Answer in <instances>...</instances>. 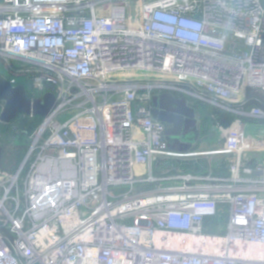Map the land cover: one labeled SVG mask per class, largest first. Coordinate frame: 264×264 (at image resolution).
<instances>
[{"label":"built area","instance_id":"built-area-1","mask_svg":"<svg viewBox=\"0 0 264 264\" xmlns=\"http://www.w3.org/2000/svg\"><path fill=\"white\" fill-rule=\"evenodd\" d=\"M263 37L262 0H0L1 73L57 102L0 177V264H264V163L245 124L229 129V178L162 184L151 107L170 93L263 123L248 96L264 97ZM219 205L226 232L209 234Z\"/></svg>","mask_w":264,"mask_h":264},{"label":"crops","instance_id":"crops-1","mask_svg":"<svg viewBox=\"0 0 264 264\" xmlns=\"http://www.w3.org/2000/svg\"><path fill=\"white\" fill-rule=\"evenodd\" d=\"M187 99L190 105H194L198 109L200 137L188 152H180L178 146H174L168 149L170 155L159 157L152 167V174L158 177L171 178L169 181L161 182L162 184L174 185V183L183 182V177L185 176L229 178L231 174L229 172L230 164L236 161V156L234 153H228L225 150L226 133L230 127L238 126L241 123L245 124L242 127V132L247 138L255 139V143L259 147L257 150L250 151L248 157H252L255 163H259L255 159L254 153L264 154V122L258 123L256 120L238 116L191 97ZM242 99V96H238V100ZM233 106L238 107L237 104H233ZM210 109H212L213 114L210 113ZM223 115L227 118H232H229L228 125L222 121ZM216 118L220 121L218 122ZM136 173L139 176L141 175L140 177H146V167L139 165ZM138 185L145 187V190L155 186V184Z\"/></svg>","mask_w":264,"mask_h":264},{"label":"water","instance_id":"water-1","mask_svg":"<svg viewBox=\"0 0 264 264\" xmlns=\"http://www.w3.org/2000/svg\"><path fill=\"white\" fill-rule=\"evenodd\" d=\"M264 5V0H262ZM264 40V37H263ZM43 96L29 94L26 85L13 86L0 72V123L9 124L19 115L44 118L56 106V98L51 93L54 86L48 85ZM152 117L165 123V137L168 147L178 146L180 152H188L197 143L199 135L198 109L190 105L186 97L170 93L154 94L151 98ZM3 147L0 146V159ZM1 163V160H0Z\"/></svg>","mask_w":264,"mask_h":264},{"label":"rangeland","instance_id":"rangeland-1","mask_svg":"<svg viewBox=\"0 0 264 264\" xmlns=\"http://www.w3.org/2000/svg\"><path fill=\"white\" fill-rule=\"evenodd\" d=\"M0 72H1V70H0ZM5 76L9 77L8 75H5ZM16 79H17V82L19 83V85L20 84L26 85L29 94H33L32 84H30V80H28L25 76L17 77ZM137 80H144V79L140 78ZM40 94L41 93H35L36 96H40ZM210 113L213 114L212 109H210ZM73 114L74 113H72V112L61 113L60 116L58 117V121L65 122V120L70 118ZM229 118L232 119L231 117H229ZM229 118H227L225 115H223L222 121H224L225 124L228 125ZM217 121H218V119H217ZM217 124L220 126L219 123H217ZM230 128H232V127H230ZM229 129H228V132L226 133V140L229 137V134H228ZM224 130H226V129H224ZM27 142L28 141H27V137L25 136V134L19 135L18 137H15V138H4V139L0 140V145L3 146V154H2L1 159H0L1 160V163H0V177L1 178H3V179L10 178L15 174L18 165L22 162V157H23L25 147L27 146ZM225 143H226V141H225ZM254 157L259 163H264V154L254 153ZM153 188H156V185ZM153 188H149V189H153ZM144 190H145V187H141L139 185L135 188V192L144 191ZM224 210L226 211L225 215H224L226 217V215H228L227 206H224ZM225 217L223 220H221V222H222L221 224L226 231L225 226H226L227 218L225 219ZM128 224H131V222L129 221ZM220 228H219V231H220Z\"/></svg>","mask_w":264,"mask_h":264},{"label":"trees","instance_id":"trees-1","mask_svg":"<svg viewBox=\"0 0 264 264\" xmlns=\"http://www.w3.org/2000/svg\"><path fill=\"white\" fill-rule=\"evenodd\" d=\"M33 95V94H31ZM248 96H251V98L254 99H259L258 104L259 106H262L264 108V101H260V98H257L255 96H259L262 99H264V97L260 96L257 92H255L254 90L249 89L248 90ZM252 105H254V102H250L249 104H247V107H251ZM2 107L3 105L0 104V113L2 111ZM41 119L42 118H38V117H33V118H29L28 116L25 115H19L13 123V125H16V129H14L12 127V125L10 124H6V123H0V140L4 139V138H15L19 135H23V134H30L32 133L37 127L38 125L41 123ZM224 206L225 205H219V214L216 217L210 218L206 220V224H205V231L209 234H219V235H223L225 234V229L222 226V222L221 220L224 219V215H225V210H224ZM227 214V213H226ZM228 215H226L225 219L227 218ZM222 229H221V228ZM220 228V231H219Z\"/></svg>","mask_w":264,"mask_h":264},{"label":"flooded vegetation","instance_id":"flooded-vegetation-1","mask_svg":"<svg viewBox=\"0 0 264 264\" xmlns=\"http://www.w3.org/2000/svg\"><path fill=\"white\" fill-rule=\"evenodd\" d=\"M2 109H3V107H2ZM15 121V120H14ZM14 121H11V122H14ZM9 123L10 125H12V127L14 128V129H16V125H13V123Z\"/></svg>","mask_w":264,"mask_h":264}]
</instances>
